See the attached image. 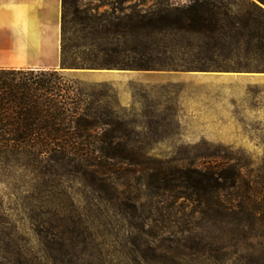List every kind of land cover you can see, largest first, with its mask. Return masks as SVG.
<instances>
[{
    "label": "rangeland",
    "instance_id": "374dc122",
    "mask_svg": "<svg viewBox=\"0 0 264 264\" xmlns=\"http://www.w3.org/2000/svg\"><path fill=\"white\" fill-rule=\"evenodd\" d=\"M190 1L81 0L79 6L94 21L106 12L121 24L127 9L140 14ZM251 1L224 0L225 23L264 22ZM73 11L68 37L82 40L77 31L85 14ZM250 35L229 38L241 45L227 60L234 69L160 70L168 80L151 83H95L68 71L86 84L80 88L87 102L123 123L140 165L108 166V180L92 184L94 169L84 174L77 161L68 165L69 157L65 163L49 154H0V264H264V55L247 49ZM120 87L130 89V105L120 100ZM207 173L234 181L235 188L220 193L234 213L218 210L217 197L208 194L200 204L181 187ZM167 185L179 187L171 192ZM128 199L144 206L141 219H130Z\"/></svg>",
    "mask_w": 264,
    "mask_h": 264
},
{
    "label": "trees",
    "instance_id": "16d2710c",
    "mask_svg": "<svg viewBox=\"0 0 264 264\" xmlns=\"http://www.w3.org/2000/svg\"><path fill=\"white\" fill-rule=\"evenodd\" d=\"M80 1L62 0L60 70L0 68V154H49L61 161L69 157L68 165L77 161L75 166L84 174H89L88 168L94 169L92 174L95 169L100 170V179L90 174L92 184L96 180L106 181L111 176L105 171L108 166L134 167L139 163L129 152L127 135L121 132L123 123L105 116L109 114L106 108L87 102L86 93L80 88L86 84L69 77L65 70L234 69L237 65L227 60L241 45L229 38L233 34L242 37L244 30L251 34L247 49L264 55V22H244L240 28L234 22L225 23L221 10L224 0L170 3L140 14L130 8L122 12L121 24L110 22L106 12L94 21L87 10H81ZM251 4L264 16V0H252ZM69 7H73L75 16L85 14L84 18L79 16L81 29L77 31L83 34L82 40L68 37ZM221 57L224 59L219 62ZM182 184L191 196H197L200 204L201 194H208L217 197L213 202L218 210L234 213V205H225L220 194L224 189L235 188L233 180L207 173ZM177 187L169 185L168 189L173 192ZM127 206L133 216L130 219L142 218L138 211L143 205L128 199ZM132 244L135 246L134 239ZM137 247L139 250L140 244ZM51 251L59 252L61 248Z\"/></svg>",
    "mask_w": 264,
    "mask_h": 264
},
{
    "label": "crops",
    "instance_id": "0c3cea01",
    "mask_svg": "<svg viewBox=\"0 0 264 264\" xmlns=\"http://www.w3.org/2000/svg\"><path fill=\"white\" fill-rule=\"evenodd\" d=\"M61 16L62 0H0V68L60 70ZM68 71L95 83H151L170 77L163 71ZM120 88V100L130 105V89Z\"/></svg>",
    "mask_w": 264,
    "mask_h": 264
}]
</instances>
